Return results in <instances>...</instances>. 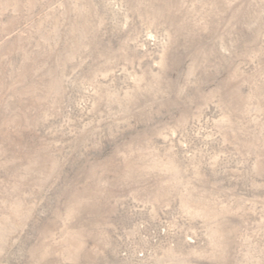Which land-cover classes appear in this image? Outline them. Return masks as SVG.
<instances>
[{
  "label": "rangeland",
  "instance_id": "1",
  "mask_svg": "<svg viewBox=\"0 0 264 264\" xmlns=\"http://www.w3.org/2000/svg\"><path fill=\"white\" fill-rule=\"evenodd\" d=\"M0 264H264V0H0Z\"/></svg>",
  "mask_w": 264,
  "mask_h": 264
}]
</instances>
